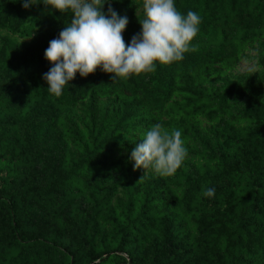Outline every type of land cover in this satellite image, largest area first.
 <instances>
[{"label": "trees", "instance_id": "trees-1", "mask_svg": "<svg viewBox=\"0 0 264 264\" xmlns=\"http://www.w3.org/2000/svg\"><path fill=\"white\" fill-rule=\"evenodd\" d=\"M23 2L0 0V264H264V0H175L195 51L59 97L44 53L73 13ZM106 2L130 44L143 0ZM157 123L187 149L171 176L130 159Z\"/></svg>", "mask_w": 264, "mask_h": 264}, {"label": "clouds", "instance_id": "clouds-1", "mask_svg": "<svg viewBox=\"0 0 264 264\" xmlns=\"http://www.w3.org/2000/svg\"><path fill=\"white\" fill-rule=\"evenodd\" d=\"M46 6L71 11V22L49 42L44 56L53 66L43 75L48 91L59 97L79 73L87 77L97 68L112 74V80L156 71L157 63L180 61L184 54L195 51L191 42L199 32L201 17L193 11L186 15L178 11L175 0H143L141 32L126 44L123 32L128 24L111 7L103 11L106 0H42ZM33 0H24L28 9ZM188 153L180 130L165 129L155 124L141 143L131 152L134 170L151 168L161 176H171L182 166ZM202 195L213 197L214 188Z\"/></svg>", "mask_w": 264, "mask_h": 264}, {"label": "rangeland", "instance_id": "rangeland-1", "mask_svg": "<svg viewBox=\"0 0 264 264\" xmlns=\"http://www.w3.org/2000/svg\"><path fill=\"white\" fill-rule=\"evenodd\" d=\"M248 67H250V64H248V63H244V64L242 65V70H243V69H246V68H248Z\"/></svg>", "mask_w": 264, "mask_h": 264}]
</instances>
